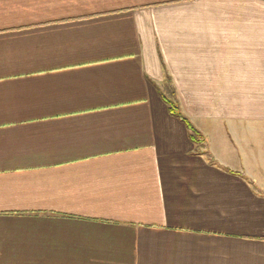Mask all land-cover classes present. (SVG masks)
Returning a JSON list of instances; mask_svg holds the SVG:
<instances>
[{"label":"crops","instance_id":"crops-1","mask_svg":"<svg viewBox=\"0 0 264 264\" xmlns=\"http://www.w3.org/2000/svg\"><path fill=\"white\" fill-rule=\"evenodd\" d=\"M0 264H264V0H0Z\"/></svg>","mask_w":264,"mask_h":264},{"label":"trees","instance_id":"trees-1","mask_svg":"<svg viewBox=\"0 0 264 264\" xmlns=\"http://www.w3.org/2000/svg\"><path fill=\"white\" fill-rule=\"evenodd\" d=\"M163 98L167 104L170 114L176 117L177 119H179L187 128L189 132L190 140L195 145L196 152L198 154L204 155L210 163L214 164V160L211 158V156L206 151V145H205V140L203 136L193 126L189 118L181 111V108L179 106V103L176 100L175 95L172 94L169 97L163 95Z\"/></svg>","mask_w":264,"mask_h":264}]
</instances>
